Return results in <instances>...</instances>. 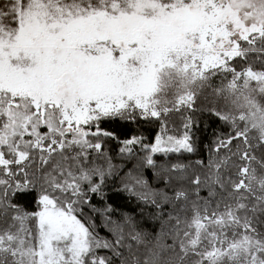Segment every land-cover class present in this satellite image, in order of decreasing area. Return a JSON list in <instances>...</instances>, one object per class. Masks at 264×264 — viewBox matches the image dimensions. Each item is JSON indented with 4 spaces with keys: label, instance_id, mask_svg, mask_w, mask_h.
Returning <instances> with one entry per match:
<instances>
[{
    "label": "snow or ice",
    "instance_id": "obj_1",
    "mask_svg": "<svg viewBox=\"0 0 264 264\" xmlns=\"http://www.w3.org/2000/svg\"><path fill=\"white\" fill-rule=\"evenodd\" d=\"M257 61L264 0H0V264H264ZM198 102L230 129L214 155L162 166L172 195L134 178L141 199L172 206L167 230L131 226L126 243L112 221L114 239H101L83 218L85 206L99 211L90 193L102 198L114 169L104 141L116 137L101 125L158 122L154 144L133 137L120 148L140 144L156 169L154 154L195 151L191 118L181 137L167 123Z\"/></svg>",
    "mask_w": 264,
    "mask_h": 264
},
{
    "label": "trees",
    "instance_id": "obj_2",
    "mask_svg": "<svg viewBox=\"0 0 264 264\" xmlns=\"http://www.w3.org/2000/svg\"><path fill=\"white\" fill-rule=\"evenodd\" d=\"M250 56L252 61L256 60L255 53L250 54ZM246 65L247 62H242V65H237V70ZM254 67L259 69L264 65L257 61L254 63ZM208 107L210 105L198 102L195 111L183 110V113L170 114L167 123V135L176 137H181L185 131L183 128L184 118H191V136L195 151L183 154L170 153L168 156L162 153L154 154L153 159L157 164L156 169L143 163L146 150L140 144L131 146L133 148L131 153H121L120 148L124 146L122 141L133 137L141 138L143 144H154L155 137L161 134V126L158 122L149 123L136 119L130 121L117 120L101 125L104 131L113 132L116 137L115 139L106 138L104 141V151L111 157L114 169L112 175L106 177L102 185V198L101 195L90 193L91 203L99 211L93 212L85 206L83 215L84 220L91 225L92 230L101 239H114L110 223L112 221L124 225L126 243L134 244L133 241L127 239L131 226H135L138 231L149 234L150 237H154L159 233L162 226L167 230L169 227L167 217L173 211L172 206L162 204L160 208H157L156 205L150 202V199L147 201L141 199L139 196L141 189L135 185L134 178L139 176L147 181L148 187L144 191L163 190L172 195L173 189L166 187L165 181L160 179L159 169L162 166H169L176 162L194 164L196 160H207L214 155L210 150L215 146L218 137L225 136L230 129L214 116H211ZM97 163L103 164L104 161L100 159ZM130 188L132 191L129 190ZM133 192L136 194H133ZM202 195L206 196L207 191H203ZM32 199L33 197L29 194H21L19 202L31 211L33 209ZM109 207L111 211H106ZM125 218H128L129 223H124ZM98 252L101 256L109 254L106 249H100Z\"/></svg>",
    "mask_w": 264,
    "mask_h": 264
}]
</instances>
